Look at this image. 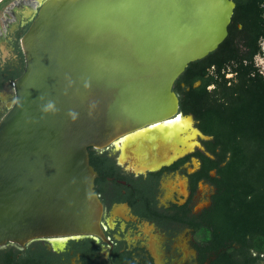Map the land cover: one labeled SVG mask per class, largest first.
Returning a JSON list of instances; mask_svg holds the SVG:
<instances>
[{
	"label": "water",
	"instance_id": "water-1",
	"mask_svg": "<svg viewBox=\"0 0 264 264\" xmlns=\"http://www.w3.org/2000/svg\"><path fill=\"white\" fill-rule=\"evenodd\" d=\"M233 8L230 0L43 1L20 38L24 68L0 119V246L95 235L110 248L93 180L129 187L96 176L87 149L141 131L143 173L207 140L178 111L172 86L223 42Z\"/></svg>",
	"mask_w": 264,
	"mask_h": 264
},
{
	"label": "trees",
	"instance_id": "trees-1",
	"mask_svg": "<svg viewBox=\"0 0 264 264\" xmlns=\"http://www.w3.org/2000/svg\"><path fill=\"white\" fill-rule=\"evenodd\" d=\"M234 4L227 36L201 60L189 63L172 91L178 111L192 117L207 140L201 177L213 188L205 210V264H264V0ZM89 165L98 157L87 149ZM214 172L210 177L209 173ZM199 233V234H200ZM0 264H42L39 254L0 250Z\"/></svg>",
	"mask_w": 264,
	"mask_h": 264
},
{
	"label": "flooded vegetation",
	"instance_id": "flooded-vegetation-1",
	"mask_svg": "<svg viewBox=\"0 0 264 264\" xmlns=\"http://www.w3.org/2000/svg\"><path fill=\"white\" fill-rule=\"evenodd\" d=\"M43 1L0 2V119L13 102L11 82L24 68L20 38ZM120 146L118 141L104 149L88 148L98 157L97 169L92 168L96 176L129 187L104 178L93 180L101 205L99 230L110 248L99 237L86 235L5 244L0 250H29L39 254L42 264H205L199 262L198 251L205 247L200 231L214 188L195 178L200 172L195 153L204 154L200 141L182 157L143 173L127 161L119 163Z\"/></svg>",
	"mask_w": 264,
	"mask_h": 264
},
{
	"label": "bare ground",
	"instance_id": "bare-ground-1",
	"mask_svg": "<svg viewBox=\"0 0 264 264\" xmlns=\"http://www.w3.org/2000/svg\"><path fill=\"white\" fill-rule=\"evenodd\" d=\"M167 124H169V123H167ZM178 124L177 125L179 127L180 126L186 127L189 123H187L184 120V121H180ZM180 124H182V125H180ZM168 136H169V138H171L170 134H168ZM140 138H142V132L141 131L139 132V134H134V135L129 136L128 138L125 137L124 139L120 140L121 149L123 150L125 147V149H127V150L122 152L123 155L119 158V163H123L124 161L129 162V166L135 172L141 170V166L136 165L137 160H141V162L143 163L145 158H146V155H147V152L145 150V146L142 144H139V142L141 141ZM137 140H139V141H137ZM151 146H153V145H151ZM189 147H190V145L188 146V148Z\"/></svg>",
	"mask_w": 264,
	"mask_h": 264
},
{
	"label": "rangeland",
	"instance_id": "rangeland-1",
	"mask_svg": "<svg viewBox=\"0 0 264 264\" xmlns=\"http://www.w3.org/2000/svg\"><path fill=\"white\" fill-rule=\"evenodd\" d=\"M263 51H264V43H263ZM259 64H261L263 67H264V58H263V60H258L257 61ZM191 125H190V127L191 128H194L193 126H194V123H193V121L190 123ZM204 190H205V188H204Z\"/></svg>",
	"mask_w": 264,
	"mask_h": 264
}]
</instances>
